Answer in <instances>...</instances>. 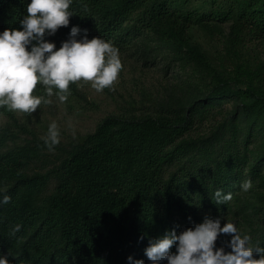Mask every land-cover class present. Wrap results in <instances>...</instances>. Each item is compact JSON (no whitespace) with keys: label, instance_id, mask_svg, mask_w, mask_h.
Instances as JSON below:
<instances>
[{"label":"trees","instance_id":"1","mask_svg":"<svg viewBox=\"0 0 264 264\" xmlns=\"http://www.w3.org/2000/svg\"><path fill=\"white\" fill-rule=\"evenodd\" d=\"M230 1L227 11L209 14L188 0H73L70 25L48 38L57 47L75 25L120 51L147 35L173 61L211 70L210 81L186 101L152 100L138 110L133 101L55 151L38 126L0 108L7 118L0 126V188L11 197L0 204V253L12 264H128L129 255L149 264L144 250L151 240L206 216L234 222L253 247H264V90L240 87L238 76L219 72L186 32L238 14L264 35V0ZM26 7L27 0H0V31L20 27ZM35 90L46 94L39 84ZM70 91L76 94L75 83ZM225 99L233 108L217 121L213 110ZM249 179L247 197L240 186ZM217 189L233 199L216 204ZM230 239L221 234L217 247L231 251Z\"/></svg>","mask_w":264,"mask_h":264},{"label":"clouds","instance_id":"2","mask_svg":"<svg viewBox=\"0 0 264 264\" xmlns=\"http://www.w3.org/2000/svg\"><path fill=\"white\" fill-rule=\"evenodd\" d=\"M72 4L73 0H27L20 27L0 31V108L33 114L42 104H52L53 97L60 103L66 102L71 95L70 84L82 80L91 82L97 93L106 88L115 90L123 64L119 49L110 41L100 36L89 38L88 29L79 25L71 27L68 39L59 47L48 39L70 25L75 14ZM38 84L45 95L33 94ZM42 139L49 151H55L61 142L56 121L49 124ZM240 187L248 192L253 187L252 181L246 180ZM5 193L6 189L0 188V204L11 200ZM212 199L218 205H225L233 195L217 189ZM222 219L206 216L194 227L179 232L174 227L151 240L144 250L149 264H264V247H253L250 234H242L232 221L222 225ZM21 227L15 225L12 234ZM221 234L231 236L228 242L231 251L217 247ZM127 261L146 264L144 259L132 255ZM0 264H12L8 253H0Z\"/></svg>","mask_w":264,"mask_h":264},{"label":"rangeland","instance_id":"3","mask_svg":"<svg viewBox=\"0 0 264 264\" xmlns=\"http://www.w3.org/2000/svg\"><path fill=\"white\" fill-rule=\"evenodd\" d=\"M188 1L190 8L202 9L209 14L215 8L218 12L227 11L232 2ZM227 17L222 23L212 22L210 27L189 26L186 32L190 43L198 47L219 72L238 76L240 87L251 85L264 90V35L245 19H240L238 14ZM119 53L123 68L114 84V91L106 88L97 93L91 82L82 80L75 83L76 94L69 96L66 102L60 103L53 97L52 104H42L33 114L16 112L19 120L38 126L44 136L49 124L56 121L61 130V140H73L93 131L106 115L130 108L133 101L135 110L150 106L152 100L161 103L186 101L191 93L199 91L200 83L210 81L211 70L173 61L169 51L158 47L156 39L151 36H138ZM238 63L243 65V74L237 70ZM33 94L44 95L36 90ZM232 103L233 99H225L224 103L215 106L214 118L221 121L233 108ZM6 121V116L0 113V126ZM210 124L208 122L207 127ZM242 192L247 197L250 195Z\"/></svg>","mask_w":264,"mask_h":264}]
</instances>
